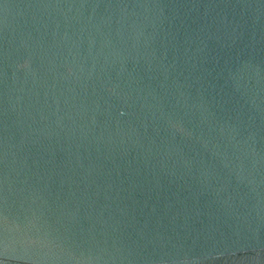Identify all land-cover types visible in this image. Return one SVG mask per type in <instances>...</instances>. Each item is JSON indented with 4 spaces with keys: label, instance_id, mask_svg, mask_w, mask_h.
<instances>
[{
    "label": "water",
    "instance_id": "obj_1",
    "mask_svg": "<svg viewBox=\"0 0 264 264\" xmlns=\"http://www.w3.org/2000/svg\"><path fill=\"white\" fill-rule=\"evenodd\" d=\"M0 264H264V0H0Z\"/></svg>",
    "mask_w": 264,
    "mask_h": 264
}]
</instances>
